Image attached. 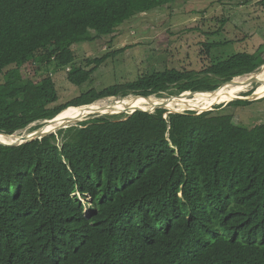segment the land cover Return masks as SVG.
I'll return each mask as SVG.
<instances>
[{"label":"trees","instance_id":"obj_1","mask_svg":"<svg viewBox=\"0 0 264 264\" xmlns=\"http://www.w3.org/2000/svg\"><path fill=\"white\" fill-rule=\"evenodd\" d=\"M174 1L0 0V134L36 130L68 107L106 98L210 92L264 65L261 47L214 56L198 72L139 74L60 105L32 95L36 83L22 71L41 56L77 87L101 66L104 58L75 62L77 29L108 37ZM229 43L205 42L202 53ZM165 113L102 116L0 145V264H264V123ZM81 198L90 200L87 215Z\"/></svg>","mask_w":264,"mask_h":264},{"label":"rangeland","instance_id":"obj_2","mask_svg":"<svg viewBox=\"0 0 264 264\" xmlns=\"http://www.w3.org/2000/svg\"><path fill=\"white\" fill-rule=\"evenodd\" d=\"M221 21H224V25H221ZM217 30L218 35L212 36L211 33ZM72 39H75L72 50L78 65L84 66L89 60H104L91 80L78 87L67 81L66 69L54 70L51 66L46 68L41 63L43 56L28 63L22 73L36 83L32 95L42 99L48 107L63 104L86 90H101L111 84H122L137 78L139 74L165 68L198 72L203 70L214 56L226 57L239 52L254 53L261 47L264 51V6L261 0H175L166 6L133 16L128 22L117 27L111 36L96 37L92 31L87 32L80 28L72 33ZM205 42L230 43L225 48L205 54L202 53ZM122 49L125 51L116 54ZM224 50L226 51L221 53ZM263 68L264 65L254 74ZM239 78L247 79L250 76L241 75L235 80ZM257 85L252 82L241 95L239 94V99L252 102L245 107L227 106L228 103L237 101L234 99L204 110L196 108L179 113L190 111L198 115L211 111L216 115L230 114L238 125L251 129L264 123V98L257 99L252 96ZM165 97L169 98L163 95L162 98L155 99ZM104 100L112 102L116 98ZM105 114L94 116L102 117ZM128 114L129 112H123L115 115L124 117ZM73 115H70V118H60L59 115L57 121L50 125L57 128L53 132L65 125L76 126L91 120L87 118L75 122L76 120H71ZM25 133L29 132L25 130L20 135ZM81 201L87 215L90 200L81 198Z\"/></svg>","mask_w":264,"mask_h":264},{"label":"bare ground","instance_id":"obj_3","mask_svg":"<svg viewBox=\"0 0 264 264\" xmlns=\"http://www.w3.org/2000/svg\"><path fill=\"white\" fill-rule=\"evenodd\" d=\"M252 81H255L258 84L256 87V90L253 93L254 94L253 96L255 98H261L264 95V68L261 69L258 73L251 76L250 78L236 79L232 83L220 87L213 93L196 94V95H193L191 98H188L189 95L186 94V95H183L182 97H174L172 99H165V100L155 99L153 97L149 99H141V98L135 99V98L129 97L116 104H111L107 100H103V101L101 100L88 107L69 108V110L66 109L63 112H61L59 115H61L60 118H63L65 116H68V118H70V115L74 114L71 117V120L73 121L76 120L75 122L77 121L80 122L87 118H91L92 116L96 114H105L106 112L108 114L116 110L118 111L121 110L123 112H131V111L133 112L137 109H141V110H150L152 112L159 106H164V109L169 112H182L183 110H196V108H198L199 110H204L213 105L227 103L234 99H237L239 94L244 92L247 86H249L252 83ZM64 112H70V113L62 114ZM59 115L57 116V118L59 117ZM56 129L57 128H55V125L52 127L47 126L45 128V131L49 132L51 130V132H53ZM26 135L27 134L25 133L22 135L15 134L13 136H8V137L0 136V142L2 143L19 142L21 139L20 136H26Z\"/></svg>","mask_w":264,"mask_h":264},{"label":"water","instance_id":"obj_4","mask_svg":"<svg viewBox=\"0 0 264 264\" xmlns=\"http://www.w3.org/2000/svg\"><path fill=\"white\" fill-rule=\"evenodd\" d=\"M253 75H254V74H253ZM253 75H252V76H253ZM234 80H235V79H232V80H230V81H228V82H225V83H223L220 87H222V86H224V85H227V84H230V83H232ZM252 82H255V81H252ZM255 83H256V82H255ZM218 88H219V87H218ZM218 88H217V89H218ZM217 89H216V90H217ZM216 90L211 91V92H188V93L184 92V93H181V94L177 95L176 97H182L183 95H186V94L189 95L188 97H192L193 95L201 94V93H213V92H215ZM253 95H254V94H252V96H253ZM253 97H254V96H253ZM132 98L149 99L150 97L132 96ZM172 98H174V97L171 96V97H169L168 99H172ZM254 98H255V97H254ZM236 100H243V99H239V98H237ZM120 101H122V100H116V101H114L113 104L119 103ZM83 107H88V106H82L81 108H83ZM79 108H80V107H79ZM156 109H164V106H159V107L156 108ZM136 111L145 112V113H151L150 110H141V109H137V110H135V111H133V112H130L128 115H131L132 113H134V112H136ZM152 112H154V110H153ZM104 116H106V115H104ZM56 121H57V116H56L55 118L49 120V121L44 122V125H42V126L39 127L38 129H36L35 131H33V132L27 134L26 136H20L21 139H20L19 142H13V143H2V142H0V145L8 146V147H13V146H19V145H21V144H23V143H25V142H27V141H31V140H34V139H40V138H42V137H44V136H46V135H49V134H51V133H54V132H46V131H45V128H46L47 126H50V125L54 124ZM67 127H69V126L65 125V126L59 128V129H65V128H67ZM0 136H7V137H8V135H4V134H0ZM11 136H13V135H11Z\"/></svg>","mask_w":264,"mask_h":264},{"label":"clouds","instance_id":"obj_5","mask_svg":"<svg viewBox=\"0 0 264 264\" xmlns=\"http://www.w3.org/2000/svg\"><path fill=\"white\" fill-rule=\"evenodd\" d=\"M66 71H67V69H66ZM255 72H256V70H255ZM255 72H253V73H251V74H248V75H244V76H250V77H251ZM240 77H241V76H240ZM235 78H238V77H235ZM235 78H233V79H235ZM256 84H257V83H256ZM219 88H220V87H219ZM219 88H218V89H219ZM215 90H216V89H215ZM213 91H214V90H213ZM188 92H189V91H187L186 93H188ZM210 92H211V91H210ZM183 93H184V92H183ZM132 96H133V95H129V96H127V97L120 98V99H117V98H116V100H124V99L129 98V97H132ZM176 96H177V95H176ZM176 96H172V97H176ZM142 97H143V96H142ZM149 97L151 98V97H154V96H149ZM169 97H171V96H169ZM112 98H113V97H112ZM154 98H156V97H154ZM263 98H264V97H263ZM106 99H108V98H106ZM165 99H168V98H166V97L163 98V100H165ZM257 99H259V98H257ZM260 99H262V98H260ZM102 100H104V99H102ZM116 100H114V101H116ZM98 101H101V100H98ZM98 101H96V102H98ZM114 101H112V102H110V103L113 104ZM96 102H94V103H96ZM94 103H92V104H94ZM92 104H90V105H92ZM90 105H84V106H90ZM79 107L81 108L82 106H79ZM79 107H73V108H79ZM68 108H70V107H68ZM68 108H67V109H68ZM65 110H66V109H65ZM155 110H156V109H155ZM155 110H154V111H155ZM162 110H165V109H162ZM63 111H64V110H63ZM63 111H62V112H63ZM165 111H166V113H165V115H164V119H165V118L167 117V115L170 114V113H179V112H169V111H167V110H165ZM188 112H190V111H188ZM60 113H61V112H60ZM60 113H59V114H60ZM129 113H130V112H129ZM151 113H153V112H151ZM201 113H202V112H201ZM59 114H58V115H59ZM126 114H127V113H126ZM132 114H133V113H132ZM58 115H56V116H58ZM56 116H55V117H56ZM103 116H104V115H103ZM111 116H114V117H115V116H117V115H106V117H111ZM127 116H129V115H127ZM55 117H54V118H55ZM94 118H98V117H91V119H94ZM52 119H53V118H52ZM47 121H49V120H47ZM44 122H46V121H44ZM44 122H42V125H44ZM42 125H41V126H42ZM41 126H40V127H41ZM67 126H68V125H67ZM67 128H68V127H67ZM65 129H66V128H65ZM58 130H61V129H58ZM33 131H35V130H33ZM33 131H30L29 133H31V132H33ZM55 132H57V131H55ZM55 132H54V133H51V134H56ZM29 133H28V134H29ZM16 134H17V133H16ZM13 135H15V134H13Z\"/></svg>","mask_w":264,"mask_h":264}]
</instances>
